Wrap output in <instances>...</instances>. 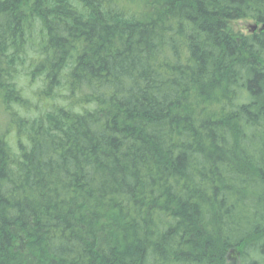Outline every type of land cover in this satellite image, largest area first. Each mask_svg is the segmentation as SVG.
<instances>
[{"label":"trees","instance_id":"trees-1","mask_svg":"<svg viewBox=\"0 0 264 264\" xmlns=\"http://www.w3.org/2000/svg\"><path fill=\"white\" fill-rule=\"evenodd\" d=\"M238 20L264 0H0V264H264Z\"/></svg>","mask_w":264,"mask_h":264},{"label":"rangeland","instance_id":"rangeland-1","mask_svg":"<svg viewBox=\"0 0 264 264\" xmlns=\"http://www.w3.org/2000/svg\"><path fill=\"white\" fill-rule=\"evenodd\" d=\"M246 25H255L256 27L260 28V25H258L257 23H255L254 21H251V20H238V21H236V22H234L232 24V28L236 32H239V33H242V34H248ZM263 29H264V27H263ZM263 29H261V30H263ZM22 79H26V81L29 82V84L28 83L22 84V85L20 84V87H22V90L24 91V94L30 95L32 90L35 89L36 83L38 81H35L36 79L34 81H32V79L29 80V78L26 77V75H22Z\"/></svg>","mask_w":264,"mask_h":264},{"label":"water","instance_id":"water-1","mask_svg":"<svg viewBox=\"0 0 264 264\" xmlns=\"http://www.w3.org/2000/svg\"><path fill=\"white\" fill-rule=\"evenodd\" d=\"M247 27L250 32H253L256 29L255 25H248Z\"/></svg>","mask_w":264,"mask_h":264},{"label":"bare ground","instance_id":"bare-ground-1","mask_svg":"<svg viewBox=\"0 0 264 264\" xmlns=\"http://www.w3.org/2000/svg\"><path fill=\"white\" fill-rule=\"evenodd\" d=\"M263 29V25L260 26V30Z\"/></svg>","mask_w":264,"mask_h":264}]
</instances>
